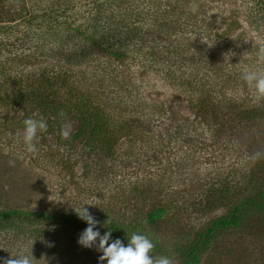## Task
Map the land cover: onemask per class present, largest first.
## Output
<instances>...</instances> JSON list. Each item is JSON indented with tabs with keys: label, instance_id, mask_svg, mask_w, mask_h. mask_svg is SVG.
Instances as JSON below:
<instances>
[{
	"label": "rangeland",
	"instance_id": "rangeland-1",
	"mask_svg": "<svg viewBox=\"0 0 264 264\" xmlns=\"http://www.w3.org/2000/svg\"><path fill=\"white\" fill-rule=\"evenodd\" d=\"M262 57L264 0H0V81L38 90L21 105L0 102V210L84 206L103 228L116 217L140 223L156 197L167 218L143 229L163 247L183 245L238 201L225 193L242 201L264 191V98L242 79L246 68L264 70ZM44 77L64 110H46ZM29 117L47 123L35 153L23 142ZM132 183L147 192L123 194ZM78 220L77 233L43 220L55 235L1 234L0 264L30 253L33 264H107L77 243L87 227ZM243 220L200 249L198 264H264V218Z\"/></svg>",
	"mask_w": 264,
	"mask_h": 264
},
{
	"label": "trees",
	"instance_id": "trees-1",
	"mask_svg": "<svg viewBox=\"0 0 264 264\" xmlns=\"http://www.w3.org/2000/svg\"><path fill=\"white\" fill-rule=\"evenodd\" d=\"M12 28L15 30V27L12 26ZM12 28L7 29L9 32H11ZM11 29V30H10ZM21 29V28H18ZM2 30V29H1ZM8 31L5 33L8 35ZM24 32L20 33L18 37H15V40L17 42L21 41V36ZM4 46V44H2ZM149 57V56H148ZM42 77V76H41ZM47 81L45 86L47 89H45L46 92H40L41 94H45L42 97V102L44 103L45 100H47L46 104V110L49 112L52 111H59L64 110L66 105L60 106L59 102L56 100L54 101L52 97L55 98L57 95L54 94L53 91H51V86L53 82V78H47L44 77ZM60 87L65 85V79L61 78L58 80H55ZM43 82V80H41ZM6 86H8L6 88ZM22 84L19 81H13V80H1L0 81V102L4 101H12V103L15 104H23L29 102V100H32L34 97L33 93H37L38 90L34 88H31L30 91L22 90ZM204 91V90H203ZM26 93V94H25ZM55 95V96H54ZM36 97V96H35ZM22 98L24 100H22ZM83 97H74V103L76 102L77 105L83 106L86 110V114H88L87 118H92L95 115L91 114L90 105L87 104L86 100L82 99ZM59 99V98H58ZM26 101V102H25ZM2 103V104H3ZM100 134V133H98ZM123 194H127V192L132 191L133 195L137 194L140 197V195H144L147 191L143 189L141 192H137V188L134 187V184H128V185H122ZM223 192V191H222ZM220 192L221 194H223ZM224 192H228L227 189ZM157 193V192H156ZM217 191H214V194L216 195V203H219L224 199L223 195H219ZM165 191H159L158 198H164L165 197ZM225 195H228L232 201L233 199H237L238 201L234 204V201L232 202V205L234 204L233 208H226V212L217 217L216 219H212L211 223L208 222L207 227L205 228V231L203 232H197L196 234H192V236H189L187 240H183V245H180L179 243H175L172 245H169L168 248L163 247L158 239H153V236L148 234V232H145L143 229L144 227H155L160 223H163L165 221L164 218L166 215V210L163 206H160L162 203L161 200H157L156 197L151 199V204L147 209L140 213V215L143 214L142 218H140L139 222L137 224H126L124 221H119V217L115 218V220H108L109 222L104 225V227L99 228L97 227L98 231L101 235H103L106 231L111 229V236L110 241L120 239L121 242L127 246L128 240L130 239L131 234L138 233V234H144L148 237H151L152 242L154 243L155 247L153 249L152 255L155 256H164L162 252L166 251L168 253V257L173 264H198V256L197 252L200 249H207L209 247V244L212 242L214 238L217 237V235L220 233V231L228 230L230 228L237 229L240 227L241 222H243L244 214L245 212L252 211L257 214H260L262 218H264V191L256 189L252 193H249L248 195H245L242 198V201L238 197H234L233 194L231 196L227 193ZM237 195V194H236ZM235 195V196H236ZM144 203L149 204L150 201L146 200ZM207 204H205L202 208L206 209ZM18 209H11V210H0V235L4 234L8 231H16L21 230L22 227L26 226L28 235L30 237L38 236V237H48L55 235V230H52L48 227L47 224L43 223V220L58 225L59 229L64 230L66 232H76L75 230L79 224L81 223L78 218L76 217V214H65L62 212H56L52 213L48 216H44L43 214H22L21 212L17 211ZM112 215V213H110ZM114 215V214H113ZM115 216V215H114ZM123 220L126 218H130L131 216L126 217V214L123 215ZM131 219V218H130ZM82 221V220H81ZM257 222L260 224L261 220H257ZM49 228V229H47ZM74 231V232H73ZM64 244L57 243L56 246L53 248H62ZM65 246V245H64ZM52 251V250H51ZM172 255H180L181 260L175 258ZM172 258H175L176 260H173ZM178 261V262H177Z\"/></svg>",
	"mask_w": 264,
	"mask_h": 264
},
{
	"label": "clouds",
	"instance_id": "clouds-1",
	"mask_svg": "<svg viewBox=\"0 0 264 264\" xmlns=\"http://www.w3.org/2000/svg\"><path fill=\"white\" fill-rule=\"evenodd\" d=\"M242 79L254 88L258 99L264 98V70L246 68L242 73ZM60 115L64 116L65 113L61 111ZM23 123V142L26 145V150L29 153H35L38 150L33 141L38 131H47V123L43 118L37 120L31 117L25 119ZM60 134L63 138H68L70 127L62 128ZM75 212L79 219L87 223V227L80 233L77 243L84 248L94 247L98 252H101L99 261H106L107 264H172V261L166 256L153 257L152 252L155 245L147 235L131 234L127 246L120 239L109 242L111 229L101 235L96 230L98 221L87 208L83 206ZM11 257L4 260L3 264H33L35 260L31 253L30 255H16L15 259Z\"/></svg>",
	"mask_w": 264,
	"mask_h": 264
}]
</instances>
